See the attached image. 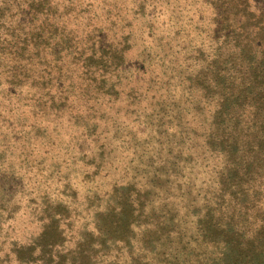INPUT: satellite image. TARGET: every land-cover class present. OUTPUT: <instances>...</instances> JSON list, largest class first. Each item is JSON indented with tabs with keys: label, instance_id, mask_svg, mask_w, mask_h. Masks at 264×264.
Segmentation results:
<instances>
[{
	"label": "rangeland",
	"instance_id": "rangeland-1",
	"mask_svg": "<svg viewBox=\"0 0 264 264\" xmlns=\"http://www.w3.org/2000/svg\"><path fill=\"white\" fill-rule=\"evenodd\" d=\"M235 1L0 10V264L264 263V105L230 50L264 0Z\"/></svg>",
	"mask_w": 264,
	"mask_h": 264
},
{
	"label": "trees",
	"instance_id": "trees-1",
	"mask_svg": "<svg viewBox=\"0 0 264 264\" xmlns=\"http://www.w3.org/2000/svg\"><path fill=\"white\" fill-rule=\"evenodd\" d=\"M48 1L50 0H11V2L8 3L6 0H0V10H11L9 16L11 21L16 23L15 19H18L16 23L18 27H20L19 25H25L24 27H29L31 30L32 27H35L37 24L43 26V21L48 20H43L40 15L43 13L39 12L40 7H42L43 4L48 3ZM234 3H222V7L231 8L230 10L233 12L231 13L232 17L243 18L246 13L244 15L239 14L238 11H236L237 6ZM245 3L246 2L240 3V6H244ZM240 29L245 30V37L242 36V39L237 41L234 46L230 47V50L232 51V54L236 55L237 58L243 60L241 65L245 66L240 68V71L235 73L234 81L237 82L239 80L241 82L240 87L242 88L243 92L247 94L245 100L249 101L248 107L255 111L257 101L262 102L264 105V27L261 28L257 34L256 29L251 33H248V31L244 28ZM19 36L20 37H16V39L23 42L24 50L30 49L35 51L37 48L34 47V42L36 40H40L43 35L37 32H30L28 35L20 34ZM28 36H31L32 39H28ZM12 44L14 46L18 45L16 42H12ZM239 99H241V97H238L237 100ZM235 106L237 107L238 103H235ZM262 108H264V106L256 109V111L253 113L256 115H264V110H262ZM234 114L241 118L246 116V113L244 112ZM260 155H264V152L260 153ZM257 229L261 231L264 236V220L261 222V226ZM256 242H258L261 247H264V237L252 240V246L255 247Z\"/></svg>",
	"mask_w": 264,
	"mask_h": 264
}]
</instances>
